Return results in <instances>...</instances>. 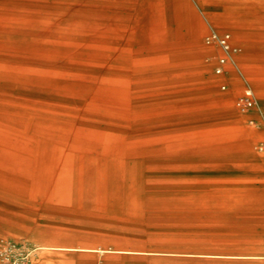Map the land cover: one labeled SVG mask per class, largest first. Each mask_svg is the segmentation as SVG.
Returning a JSON list of instances; mask_svg holds the SVG:
<instances>
[{
  "label": "rangeland",
  "instance_id": "rangeland-1",
  "mask_svg": "<svg viewBox=\"0 0 264 264\" xmlns=\"http://www.w3.org/2000/svg\"><path fill=\"white\" fill-rule=\"evenodd\" d=\"M258 256L264 0H0V264Z\"/></svg>",
  "mask_w": 264,
  "mask_h": 264
},
{
  "label": "built area",
  "instance_id": "built-area-1",
  "mask_svg": "<svg viewBox=\"0 0 264 264\" xmlns=\"http://www.w3.org/2000/svg\"><path fill=\"white\" fill-rule=\"evenodd\" d=\"M204 43L207 46L217 47L222 55L218 58V65L215 69L217 75L225 73V66L230 58L238 54L240 48L234 44L232 37L229 33L211 32L204 38ZM253 105L252 94L246 91L244 95L239 97L235 102V107L241 111L251 108Z\"/></svg>",
  "mask_w": 264,
  "mask_h": 264
},
{
  "label": "crops",
  "instance_id": "crops-1",
  "mask_svg": "<svg viewBox=\"0 0 264 264\" xmlns=\"http://www.w3.org/2000/svg\"><path fill=\"white\" fill-rule=\"evenodd\" d=\"M198 33V30L193 31V34L196 35Z\"/></svg>",
  "mask_w": 264,
  "mask_h": 264
},
{
  "label": "bare ground",
  "instance_id": "bare-ground-1",
  "mask_svg": "<svg viewBox=\"0 0 264 264\" xmlns=\"http://www.w3.org/2000/svg\"><path fill=\"white\" fill-rule=\"evenodd\" d=\"M257 258H260V259L264 260V257H261V256H258Z\"/></svg>",
  "mask_w": 264,
  "mask_h": 264
}]
</instances>
